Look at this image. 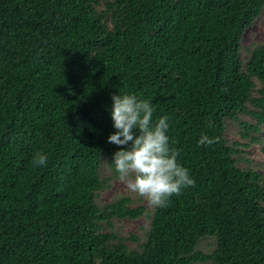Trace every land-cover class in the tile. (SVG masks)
<instances>
[{"label":"trees","instance_id":"trees-1","mask_svg":"<svg viewBox=\"0 0 264 264\" xmlns=\"http://www.w3.org/2000/svg\"><path fill=\"white\" fill-rule=\"evenodd\" d=\"M263 15L264 0H0V264H264V42L242 43ZM118 93L168 117L195 181L165 207L101 201L120 181Z\"/></svg>","mask_w":264,"mask_h":264},{"label":"clouds","instance_id":"clouds-1","mask_svg":"<svg viewBox=\"0 0 264 264\" xmlns=\"http://www.w3.org/2000/svg\"><path fill=\"white\" fill-rule=\"evenodd\" d=\"M111 100L115 131L107 137V142L121 146L113 154L112 165L128 191L155 209L167 206L173 195L179 196L182 190L194 187L189 170L178 163L179 151L170 145L168 117L154 119L152 104L133 94L118 93ZM212 126L209 121L208 127ZM218 142V137L204 134L197 145L211 146ZM47 162L43 153L33 158L34 166H45Z\"/></svg>","mask_w":264,"mask_h":264},{"label":"rangeland","instance_id":"rangeland-1","mask_svg":"<svg viewBox=\"0 0 264 264\" xmlns=\"http://www.w3.org/2000/svg\"><path fill=\"white\" fill-rule=\"evenodd\" d=\"M101 10H104V7H100ZM264 42V15L259 16L251 26L245 31L242 37L243 46H249L252 43ZM248 55L245 49H242L241 52V61L244 64L247 61ZM257 91L260 88L259 82L255 81ZM256 95V94H255ZM248 109L251 108V105H247ZM247 118V117H246ZM237 129H234L231 132V135L236 134ZM264 175V172L262 173ZM127 189L126 184L124 182L118 181L113 184V188L109 191L103 193L101 196V201L107 202L109 201L113 192H123ZM144 221L142 219H138L135 221L131 220H122V225L125 227L126 231L136 232L137 228L143 224Z\"/></svg>","mask_w":264,"mask_h":264}]
</instances>
